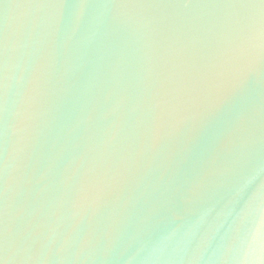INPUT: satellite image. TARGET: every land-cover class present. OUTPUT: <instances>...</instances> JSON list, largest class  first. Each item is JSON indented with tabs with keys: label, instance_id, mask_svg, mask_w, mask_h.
<instances>
[{
	"label": "water",
	"instance_id": "obj_1",
	"mask_svg": "<svg viewBox=\"0 0 264 264\" xmlns=\"http://www.w3.org/2000/svg\"><path fill=\"white\" fill-rule=\"evenodd\" d=\"M0 264H264V3L0 0Z\"/></svg>",
	"mask_w": 264,
	"mask_h": 264
},
{
	"label": "snow or ice",
	"instance_id": "obj_2",
	"mask_svg": "<svg viewBox=\"0 0 264 264\" xmlns=\"http://www.w3.org/2000/svg\"><path fill=\"white\" fill-rule=\"evenodd\" d=\"M262 3H264V0H261Z\"/></svg>",
	"mask_w": 264,
	"mask_h": 264
}]
</instances>
